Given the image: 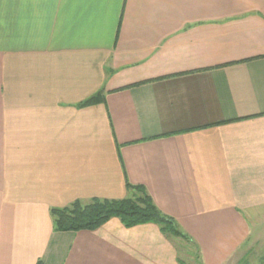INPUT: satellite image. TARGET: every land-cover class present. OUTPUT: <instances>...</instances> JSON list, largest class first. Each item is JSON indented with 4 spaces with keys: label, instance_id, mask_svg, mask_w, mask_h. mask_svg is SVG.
Listing matches in <instances>:
<instances>
[{
    "label": "crops",
    "instance_id": "crops-1",
    "mask_svg": "<svg viewBox=\"0 0 264 264\" xmlns=\"http://www.w3.org/2000/svg\"><path fill=\"white\" fill-rule=\"evenodd\" d=\"M127 182L187 239L54 230ZM262 224L264 0H0V264H240Z\"/></svg>",
    "mask_w": 264,
    "mask_h": 264
},
{
    "label": "trees",
    "instance_id": "trees-1",
    "mask_svg": "<svg viewBox=\"0 0 264 264\" xmlns=\"http://www.w3.org/2000/svg\"><path fill=\"white\" fill-rule=\"evenodd\" d=\"M103 99L102 91L99 90L79 105H89ZM126 185L136 191L135 195L118 199L92 198L85 202L75 200L65 207L52 208L54 230L96 229L111 217H118L126 227L152 222L156 223L166 235L187 239V235L178 228L176 221L160 211L142 186L128 182ZM36 264L43 263L38 260ZM179 264L186 263L181 260Z\"/></svg>",
    "mask_w": 264,
    "mask_h": 264
},
{
    "label": "rangeland",
    "instance_id": "rangeland-1",
    "mask_svg": "<svg viewBox=\"0 0 264 264\" xmlns=\"http://www.w3.org/2000/svg\"><path fill=\"white\" fill-rule=\"evenodd\" d=\"M264 224H262L263 228ZM255 235V234H254ZM259 235V234H258ZM257 245L252 247L251 250H248L246 256L243 257L240 264H264V236L260 234ZM179 249L181 250V245L178 244Z\"/></svg>",
    "mask_w": 264,
    "mask_h": 264
}]
</instances>
